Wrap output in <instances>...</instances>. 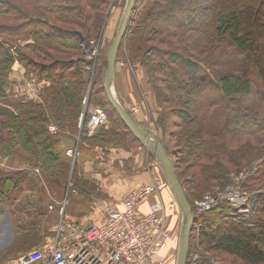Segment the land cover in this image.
I'll return each mask as SVG.
<instances>
[{"label":"trees","instance_id":"16d2710c","mask_svg":"<svg viewBox=\"0 0 264 264\" xmlns=\"http://www.w3.org/2000/svg\"><path fill=\"white\" fill-rule=\"evenodd\" d=\"M251 1L257 11L263 8L264 12V0ZM183 2L190 6L184 9ZM145 3L146 0L134 2L120 42L116 64L125 38L127 43L130 38L128 46L124 48L126 56H143L142 62L138 64L143 65L146 71L148 85L154 87L152 78L157 68L165 67V80H169L171 91L167 99L176 107L172 112L168 110V114L170 112L175 115L178 125L184 126V133L179 135L175 132L171 136L172 141L183 145V151L170 154L166 145L163 144V147L188 202L193 208L195 200L206 195H216L217 193H212L216 188L224 191L230 175L245 174L239 188L244 193L257 194L258 201L263 203L258 205L255 220L243 218L237 221L229 218L228 211L231 207L227 201H222L202 216L195 215L187 264L195 248L193 234L198 223L202 227L198 232L197 245L202 253L207 252V255H201L200 264H211L208 259L212 257L211 252L222 254L224 258H234L240 264H264V193H259L264 187V119L256 121L255 116L248 115L249 112H239L240 117H231L226 124H222L221 131L213 134L208 131L205 118L196 111L204 85H212L220 93L221 101L228 103L226 108H233L239 107L238 97L251 93L252 77L264 84V22L259 21L256 16L249 18L247 12L244 17H240L232 12V7L226 2H221V9L218 0H211V6L207 1L158 0L149 11L145 10ZM109 4L110 0H0V102L14 110L7 119L0 120V157L19 159L27 167L39 168L50 177L51 171L55 172L54 169L65 172V166L59 164L57 148L62 139L75 142L73 132H78L84 101L99 108L108 106L112 126L107 130L100 127L88 138L85 129L89 119L87 114L86 120L81 123L79 146L86 143L118 147L131 141L144 148L109 103L102 86L103 77L102 80L99 77L93 78L92 92L85 96L89 80L87 67L90 63L79 41L82 36L93 42L99 39ZM183 14L191 16V24L196 26V33L203 40L199 45L201 50L204 44L207 48L211 47V52L224 44L223 46L242 55L244 60L241 62L245 72L228 74L215 70L214 83L206 76L199 77V64L204 59L193 55L188 45L181 53L178 50L181 44L178 42L183 40L178 34L173 38L167 37L162 42L160 39L163 37L160 38L159 32L152 26L159 21L173 24L175 18ZM206 14H210L208 18ZM250 26L255 34L262 36L259 43L255 41ZM148 35H152L150 39H147ZM184 41L188 44V40ZM2 43H19L16 54L21 65L19 71L48 83L39 102L25 100L19 90L14 95L8 94L14 57ZM196 54L200 55V51ZM164 58L168 62L165 63ZM216 58L217 56H211V61ZM152 60H156V67ZM170 64H177V68ZM246 74H250L249 77ZM153 93L156 105L160 107L158 90L153 88ZM10 98L15 100L11 101ZM166 119L168 120L166 116L161 115L160 123L164 124ZM51 125L57 128L55 134L49 133L48 127ZM174 125L177 126V123ZM69 130L72 134L70 137L65 135L70 133ZM241 139L254 144L249 142V145L234 148L233 143ZM175 152L177 163L173 161ZM257 161H260L258 165ZM1 171L0 169V199L28 179L27 171L7 174ZM163 183L162 180V186ZM195 194L197 198L194 200ZM170 234L167 248L160 252L164 257V264L171 261L169 252L173 248V236L171 232Z\"/></svg>","mask_w":264,"mask_h":264},{"label":"rangeland","instance_id":"374dc122","mask_svg":"<svg viewBox=\"0 0 264 264\" xmlns=\"http://www.w3.org/2000/svg\"><path fill=\"white\" fill-rule=\"evenodd\" d=\"M204 1H207L211 6V0H197V2ZM218 1H220L219 8H221V2H226L230 8L232 7V12L238 14L240 17H244L245 12H247L249 18L252 19L254 16H256L259 21L262 20V22H264L263 8H259L257 11L256 6L251 0ZM126 2L127 0H110L109 7L105 14L103 30L101 31L97 41L93 42L85 40L86 38L83 36L80 38L79 45L82 47L85 57L90 63V66L87 67V71H89V80L87 79L88 84L86 85L85 96H88L91 94L90 92H92L91 89L93 86V78L96 79L99 77L102 80L104 74L103 72L106 68L107 51L112 39L116 34ZM157 2L158 0H146L145 10L149 11L150 8H152V6ZM206 5L208 6V4ZM183 6L184 9H187L186 7L190 5H187L185 2H183ZM216 8L217 7H215V9ZM209 15L206 14L205 16L208 18ZM190 19L191 16L189 14H183L178 15L175 18V22L173 24H170V22L167 21H159L153 23L152 26L156 31L159 32V37H163V39H160L162 42H165V38H173L172 36L178 34V36H180L183 40V42H178L181 44V47L178 49L181 53L185 51L184 48L186 45H188L190 46L188 48H190L189 50L192 51L193 55L195 54L198 59H204V62L199 64V77L206 76L212 83H214L213 71L215 70L219 72H227L228 74L245 72L243 63L241 62L244 60L242 55H238L237 52L230 50L228 47H226V45H219L215 48V51L211 52V47L207 48L206 44H204L202 45L203 49L201 50L199 45H201L203 40L196 33V26H192ZM250 31L254 34L255 41L259 43L262 36L257 33L255 34L252 26H250ZM151 36L152 35H148L147 39H150ZM129 39L130 38H128V43ZM184 39L188 40V44L186 41H184ZM128 43L127 38H125L120 59L117 61L115 66V74H117V77L119 76V79H117L113 85V92L116 99L135 120L143 118V125H145L143 129L154 135L162 145H166L170 154H172L174 151H183V145L177 141L174 142V140L172 141L171 139L172 134L175 132L179 133V135L183 134L184 126L181 124L178 125V120H176L175 115L170 113L174 111L176 107L171 105L170 100L167 99L170 97L171 91L169 80H165L167 77V71L165 70V67L160 66L163 70L160 67L157 68V72L152 78L154 87L148 85V76L146 75V71L142 67L143 65L138 64V62H142L143 56L141 54H135V56L130 54V56L127 57L124 48L128 46ZM258 43H256V45L260 46ZM18 44H3L10 55L14 57L12 73L9 77L10 86L8 94L14 95V93L19 90L21 91L20 94L23 95L25 100L39 102L40 97L44 92L43 89L48 83L40 81L33 76L27 74L24 75L25 73L23 74L20 72L21 70L19 71V69H21V65L18 62V56L16 55L19 46ZM222 46L223 48L221 49L220 47ZM164 49L168 50V48ZM199 51L200 55L196 54ZM211 56H217V58L211 61ZM164 61L166 63L168 62V59L164 58ZM152 62L156 67V60H152ZM171 66L177 68V64L175 66ZM166 68H168L170 71V68L167 65ZM125 69H128L129 72L125 79L123 76L124 83L126 86H130L131 93H133V96L136 98L135 101H131L129 103H124L126 100L121 94L122 91L120 90V87H118V84H120L119 81L122 79L120 74L124 73ZM246 75L249 77L250 74ZM262 83H259L254 77H252L251 93L247 96L238 97L240 100L238 104L239 107L233 106V108H226L228 103H223L221 101L220 93H218L212 85L208 84L209 86H202L204 88H202L201 93L199 94V102L197 103L196 111L199 116L205 118L208 131L210 133L217 134L219 131H221L222 124H226V122L231 117H240L239 112H249L248 115L255 116L254 118L256 121L257 119H264V84ZM30 84H32L33 87H31ZM153 88L158 90L160 94L161 102L158 100L160 107L156 105L157 103L154 99L155 95L153 93ZM14 100L15 99H11V101ZM83 104H85V106H83L81 116L79 117V123L77 126L78 132H73L75 136L74 138L76 139L74 143L76 144L62 139L60 146L57 148L59 164H63L65 166V172H62L59 169H54L55 172L51 171L50 177L40 171L39 168L27 167L26 165L22 164L19 159H14L8 156L0 157V169L2 170V173H18L22 171H27L28 173L27 180L17 186L14 190L7 193L5 197L0 199V264H6L9 261L20 258V256H24L25 254L34 250H43L52 246L56 236V228L63 216L69 215L71 221L74 223L85 222L84 219H81V216L84 214L83 212H87V214H89L90 211H93L95 206H100V208H102L101 210L104 211V209L109 206H116L125 196L130 193L129 192L126 195L116 196L110 193L112 188L103 187L104 184L107 185L110 183L109 180H93L88 174H85L80 168L81 162L92 160L95 156V153L94 151L93 153L91 151H83V149H92L97 147L95 149H98L99 153L96 155L98 156L100 163H103V166H101L102 168L99 169V174L110 175L112 159H110L111 155L109 154L118 153L117 151H120L121 149L139 153V150L142 149L143 146L137 145L135 142L131 141L122 143V145L118 147L103 144L101 146H93L86 143L79 146L80 141L78 137L80 135V128L82 127L81 123L86 120L87 114L89 115L91 111L101 110L106 114L107 123L106 126L103 127L105 130L110 129L112 126L110 121L111 119L109 117L111 116L109 115L111 113L108 110V106L103 107V109L91 106L88 104V102L86 103V101H84ZM132 108L136 109L134 114L131 112ZM168 110L170 111L169 114ZM13 112V108L8 107L0 102V120L7 119L10 115H12ZM161 115L162 117L166 116V118L170 120L168 121L166 119L164 120V124H161ZM175 123H177V126L174 125ZM119 126L120 125L118 124V127ZM51 127L56 129L57 132V128L51 125L48 127L50 134L54 133L50 131ZM85 127L87 126L85 125ZM85 129L86 136L91 138L93 135L89 136L87 134V128ZM65 135L70 137L72 135L71 131L69 134ZM3 136H5V134H3ZM37 139L40 141L39 138ZM249 142L254 144L252 141L241 139L238 142H234L233 145L234 148L237 146L239 148L241 145H249ZM65 145L68 147L71 146V148L65 150ZM73 149L78 152L75 160L74 158H70L67 155V151ZM236 150L237 148L234 151ZM256 150H259V148ZM61 154H63L64 157ZM173 156L174 163H177L178 157L176 152L173 154ZM25 157L30 158L29 156ZM144 157L145 161L148 162V157ZM106 158L109 160V162H106ZM149 158L155 169V172L152 174V176L158 175L159 177H162V180L167 185V188H169V185L164 177L162 167L156 160L154 154L151 153ZM96 163H98V161H96ZM93 169L94 170L92 172H94L96 168ZM52 173H54V175H52ZM244 175H230L228 178V184H226L224 191L226 193H240L241 195L248 197L253 206L251 209V215L245 216L244 218H252L251 220H255L257 217L256 211L258 205L263 203L258 201L259 198L257 194H247L241 191L239 186L241 187L244 181ZM224 191L216 188L212 193L218 194ZM259 193H264V187L259 190ZM168 194L170 195L169 204H164L166 213H170L171 215L175 216L174 222H176L175 227L177 226V228L173 235L175 239L173 238V243H171L173 248H171L169 252L171 261L167 264H177L179 250L178 245L182 231L183 215L170 188L168 189ZM194 196L195 200L197 195L195 194ZM228 212L229 218H236L237 221H239L238 218H240V213H235L232 211V209H229ZM174 245H176V247H174ZM192 252H194V249ZM211 253L212 257H208L211 264H240L234 258H224L222 254L214 252ZM202 254L207 255V252Z\"/></svg>","mask_w":264,"mask_h":264},{"label":"built area","instance_id":"2783aa9c","mask_svg":"<svg viewBox=\"0 0 264 264\" xmlns=\"http://www.w3.org/2000/svg\"><path fill=\"white\" fill-rule=\"evenodd\" d=\"M30 86L33 87L32 84ZM131 112L134 114L136 109L132 108ZM106 123L107 117L103 111H91L86 125L87 134L92 136ZM50 131L55 134L56 129L51 127ZM67 155L75 160L78 152L68 150ZM259 163L257 161L256 165ZM161 186L162 177L153 175L149 184L132 190L116 206L105 208V220L101 225L74 223L63 216L56 228L52 246L34 250L7 264H164L160 252L167 248L171 238L166 227V208L152 204L146 214L140 210L144 202L160 194ZM222 201H227L232 211L241 214L239 220L251 215L253 204L248 197L225 191L195 200L194 214L202 216ZM201 227V223L195 225V248L188 264H200L202 251L197 243Z\"/></svg>","mask_w":264,"mask_h":264},{"label":"crops","instance_id":"0c3cea01","mask_svg":"<svg viewBox=\"0 0 264 264\" xmlns=\"http://www.w3.org/2000/svg\"><path fill=\"white\" fill-rule=\"evenodd\" d=\"M124 71H125L124 73L120 74V77L122 79L119 81L120 84H118V87H120V90L122 91L121 94L124 96V99L126 100V102L124 103H129L131 101H135L136 98L135 96H133V93H131L130 86H126V84L124 83V79L127 77V74L129 72L128 69H125ZM123 76H124V79H123ZM117 79H119V76L117 77V74H115L113 85L115 84ZM137 99L139 100L138 97ZM142 119L143 118L136 119L135 121L138 123L140 127L143 128L145 127V125H143ZM69 148H71V146L70 147L66 145L64 146L65 150ZM95 148H92V149L84 148L83 149V151H91L92 153L94 151L95 156L93 157L92 160H86L84 162H81L80 168L83 170L85 174H88L89 177H91L93 180H101V179L109 180L110 183L107 185L104 184L103 182L102 183L104 184L103 187L112 188V190H110V193L116 196L126 195L132 190L140 186L147 185L151 182L152 174L155 172V169H154V165L151 163V160L149 158L152 152L149 149H147L145 145H144V149L142 148L139 150V153L137 152L134 153L132 151L130 152V151L121 149L120 151H117L118 153L109 154L111 155L110 159H112L110 175L109 174L107 175L99 174V169L102 168L101 166H103V163H100L99 158L96 155L97 153H99V150ZM144 156L148 157V162L145 161ZM96 161H98V163H96ZM106 162H109L107 158H106ZM92 167L96 168L94 172H92L94 170ZM169 188H167V185L164 182L163 186H161L160 194L157 196L151 197L150 199H148V201H146L141 206L140 210L142 211V213L146 214L148 211V207L152 204H159V205H164L165 203L169 204V201H170V195L168 194ZM101 209L102 208H100V206L99 207L95 206L93 208V211L92 212L90 211L89 214H87V212H83L84 214L80 213V214H83V216H81V219H84L85 221V222H80V224L101 225L105 220L104 211ZM167 214H168L167 215L168 222L166 224V227L168 228V230H170L173 236L177 228V226L175 227L176 222H174L175 216L171 215L170 213H167ZM66 217L70 219L69 215Z\"/></svg>","mask_w":264,"mask_h":264},{"label":"water","instance_id":"95a60500","mask_svg":"<svg viewBox=\"0 0 264 264\" xmlns=\"http://www.w3.org/2000/svg\"><path fill=\"white\" fill-rule=\"evenodd\" d=\"M134 2L135 0H127L121 17V22L108 48L106 55V68L103 74L102 86L109 103L116 111L120 119L124 122L126 128L134 135L137 141L145 145L146 148L154 154L156 160L162 167L164 177L183 215V225L179 240L177 264H187L190 248L191 227L195 222L194 211L190 203L188 202L185 192L174 173L171 161L167 156L163 145L154 135L138 125L135 119L129 115L125 108H123L120 102L116 99L113 92V81L115 75L117 53L120 42L124 36Z\"/></svg>","mask_w":264,"mask_h":264}]
</instances>
